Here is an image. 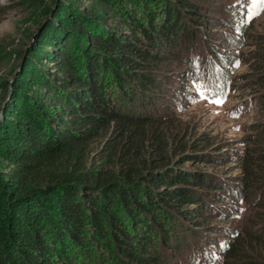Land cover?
I'll return each mask as SVG.
<instances>
[{
	"label": "trees",
	"instance_id": "trees-1",
	"mask_svg": "<svg viewBox=\"0 0 264 264\" xmlns=\"http://www.w3.org/2000/svg\"><path fill=\"white\" fill-rule=\"evenodd\" d=\"M97 1L117 23L133 22L126 34L116 27L96 32L87 26L90 14L81 17L67 0H55V7L44 0L31 2L51 11L53 18L38 33L16 87L47 88L51 98L17 95L2 110L0 264H72L68 243L85 255L93 245L105 243L115 264H160L148 248L160 236L157 232H170L161 215L198 225L207 196L223 202L218 196L227 180L180 169L172 164L171 153L214 164L223 162L225 154L210 153L213 143L208 137L191 143L189 152L187 143L175 149L177 135L170 136L164 111L160 113L155 96L147 93L158 87L146 67L162 60L159 46L178 47L180 37L187 35L192 44L196 40L214 51L212 33L198 38L191 33L189 21L201 20L199 2ZM115 8L123 11L117 18ZM73 29L91 33V43L81 54L71 49ZM257 45L254 80L263 87L259 96L264 103V32ZM44 59L56 65L55 72L41 69ZM80 66H85L86 76ZM227 68L225 59L213 61L217 93L221 85L229 87ZM111 71L119 81L122 103L103 78ZM124 79L129 82L122 87ZM254 131L242 161L245 192L264 190V122ZM120 209L133 226L125 224ZM247 235L255 245L245 249L243 242L230 241L222 251L225 264H264V235Z\"/></svg>",
	"mask_w": 264,
	"mask_h": 264
},
{
	"label": "rangeland",
	"instance_id": "rangeland-1",
	"mask_svg": "<svg viewBox=\"0 0 264 264\" xmlns=\"http://www.w3.org/2000/svg\"><path fill=\"white\" fill-rule=\"evenodd\" d=\"M15 1L0 0V120L3 117L2 110L14 96L41 94L46 101L51 98L47 88L32 87L28 90L18 88L16 84L25 74L27 59L31 56V48L39 37L38 33L53 18L52 12H45L42 5L31 3L32 0L25 3ZM44 1L55 7V0ZM157 1L161 4L164 2ZM197 1L200 4L201 20L189 21L191 33L196 38L206 32L212 33L214 51L210 53L205 50L196 40L192 44L193 41H189L187 35L180 37L178 47L175 45L168 49L165 44L159 46L157 50L162 60H150L151 63L146 67L156 78L158 87L150 88L147 93L156 97H153L156 106L164 111L170 136L174 138L177 135L175 149L187 143L186 152H189L191 143L202 142L201 137H208L213 143L208 148L210 153L222 150L227 157L223 162L214 164L188 160L189 157L174 151L171 153L172 164L180 169L222 177L228 184L218 196L223 202H214L210 196L205 198L207 205L201 208L202 219L198 225L161 215L162 220L169 224L170 232L168 235L163 234L162 230L157 232L160 236L156 234L157 240L152 236L156 242L148 248L160 264H225L227 258L224 261L222 251L230 247V241L235 243V240H239L243 246L245 244V249H251L255 242L251 241L247 232L264 235V190L244 191L246 173L242 166L243 156L249 150L251 135L257 124L264 122V103L259 96L263 87L254 80L256 60L253 56L258 47L259 35L264 32V5H252L250 0ZM67 2L81 17L85 13L90 14L92 18H86L87 26L96 32L116 27L119 34H126L133 25L129 21L126 25L117 23L108 15L109 8L97 0ZM253 11L259 12V15L249 21L247 16ZM122 12L115 8L113 14L117 18ZM73 31L70 37L71 49L81 54L91 43V33ZM196 57L202 58V63L207 59H225L228 62L229 68L224 72L230 77V84L224 98H217L212 92V78L204 71H198V66H193L191 59ZM36 62L40 63L38 59ZM40 67L44 72H49V69L56 71V65L48 63L46 59ZM84 68L80 66V71L86 76ZM103 78L112 84L110 91L116 94L113 96L116 102L122 103L123 99L118 96L119 87L116 86L119 81L114 71ZM194 79L202 82L193 83ZM24 81L28 83L30 79ZM127 82L124 79L122 87ZM119 214L127 226H133L121 209ZM104 244L93 245L85 255L81 248L74 244L69 246L68 243L67 255H70L72 264H115L110 255L112 249Z\"/></svg>",
	"mask_w": 264,
	"mask_h": 264
},
{
	"label": "snow or ice",
	"instance_id": "snow-or-ice-1",
	"mask_svg": "<svg viewBox=\"0 0 264 264\" xmlns=\"http://www.w3.org/2000/svg\"><path fill=\"white\" fill-rule=\"evenodd\" d=\"M250 2L252 5H264V0H250ZM257 15H259V12L253 11L249 16H247V19L250 21L252 18H254Z\"/></svg>",
	"mask_w": 264,
	"mask_h": 264
}]
</instances>
